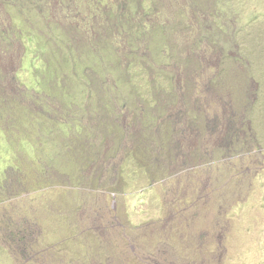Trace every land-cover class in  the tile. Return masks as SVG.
I'll return each mask as SVG.
<instances>
[{"label": "rangeland", "instance_id": "rangeland-1", "mask_svg": "<svg viewBox=\"0 0 264 264\" xmlns=\"http://www.w3.org/2000/svg\"><path fill=\"white\" fill-rule=\"evenodd\" d=\"M0 264H264V0H0Z\"/></svg>", "mask_w": 264, "mask_h": 264}]
</instances>
